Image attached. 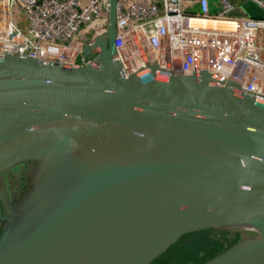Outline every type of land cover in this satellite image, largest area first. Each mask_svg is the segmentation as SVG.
<instances>
[{"label":"water","instance_id":"obj_1","mask_svg":"<svg viewBox=\"0 0 264 264\" xmlns=\"http://www.w3.org/2000/svg\"><path fill=\"white\" fill-rule=\"evenodd\" d=\"M109 2L90 63L0 56V173L76 169L56 203L3 225L0 264H150L186 234L248 226L203 264H264V101L205 70L123 76Z\"/></svg>","mask_w":264,"mask_h":264},{"label":"built area","instance_id":"obj_2","mask_svg":"<svg viewBox=\"0 0 264 264\" xmlns=\"http://www.w3.org/2000/svg\"><path fill=\"white\" fill-rule=\"evenodd\" d=\"M220 4L211 17L208 0H116L114 50L123 76L152 65L176 75L205 70L264 101V18H233L235 6ZM109 8V0H0V56L90 63L98 48L87 58L82 38L106 32Z\"/></svg>","mask_w":264,"mask_h":264},{"label":"rangeland","instance_id":"obj_3","mask_svg":"<svg viewBox=\"0 0 264 264\" xmlns=\"http://www.w3.org/2000/svg\"><path fill=\"white\" fill-rule=\"evenodd\" d=\"M23 24V22H22ZM94 33L87 32L82 40L87 45ZM95 54L87 55L93 58ZM45 162L25 161L1 172L8 176L7 185L0 178V233L3 225L13 221L11 230L23 217H29L32 201L40 196L49 195L50 202L56 203L74 184L76 169L67 161L49 181L45 180L47 170ZM48 185L46 184V182ZM53 203V204H54ZM7 224V223H6ZM252 229L243 228H205L182 236L170 249L167 255L179 264H203L228 247L235 245L244 236H254Z\"/></svg>","mask_w":264,"mask_h":264},{"label":"crops","instance_id":"obj_4","mask_svg":"<svg viewBox=\"0 0 264 264\" xmlns=\"http://www.w3.org/2000/svg\"><path fill=\"white\" fill-rule=\"evenodd\" d=\"M230 3L235 6L232 10L230 16L233 18H243V17H255L264 18V8L258 5L253 0H229ZM264 1V0H263ZM209 3V16L216 17L221 9L220 0H208ZM193 11L198 14V7L194 6ZM9 175L5 173H0V178L4 184L7 185V179ZM9 184V183H8Z\"/></svg>","mask_w":264,"mask_h":264},{"label":"trees","instance_id":"obj_5","mask_svg":"<svg viewBox=\"0 0 264 264\" xmlns=\"http://www.w3.org/2000/svg\"><path fill=\"white\" fill-rule=\"evenodd\" d=\"M150 264H179V263H175L173 261V256L168 257L167 251H165L161 255H159L157 258H155Z\"/></svg>","mask_w":264,"mask_h":264},{"label":"bare ground","instance_id":"obj_6","mask_svg":"<svg viewBox=\"0 0 264 264\" xmlns=\"http://www.w3.org/2000/svg\"><path fill=\"white\" fill-rule=\"evenodd\" d=\"M214 23V22H213ZM239 228H243V229H250V227H239Z\"/></svg>","mask_w":264,"mask_h":264}]
</instances>
